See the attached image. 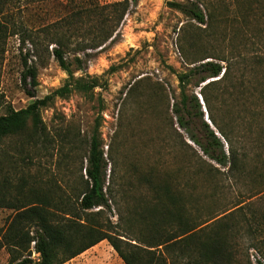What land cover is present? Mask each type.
Masks as SVG:
<instances>
[{
  "label": "rangeland",
  "instance_id": "1",
  "mask_svg": "<svg viewBox=\"0 0 264 264\" xmlns=\"http://www.w3.org/2000/svg\"><path fill=\"white\" fill-rule=\"evenodd\" d=\"M69 1L8 0L3 5L0 23L10 29L0 44V115L10 106L25 108L35 98L46 96L66 82L68 73L52 54L55 44L49 45L42 32L35 47L22 33L14 34L11 26L16 23L37 32L69 13ZM99 1L105 4L119 0ZM171 1L189 0H138L126 14L114 42H108L102 49L89 50L90 56L84 52L77 54L87 61L81 70L72 65L75 76L96 77L101 85L91 98L74 91L68 97L55 98L42 109L48 132L46 143L39 142L34 147L23 136L7 137L0 142V194L23 197L33 188L46 192L51 189L69 194L77 204L85 184L82 174L86 177L90 139L99 118L108 177L115 174L126 182L125 197L129 203L150 192L144 183L127 184L135 169L144 173L153 168L164 175L178 172L179 187L186 195L191 216L205 221L214 215L220 218L228 214L218 219L220 224L232 222L237 226L232 263L259 264L264 262V154L257 157L252 150L251 162L260 163V167L239 182L226 173L210 178L191 168L189 157L176 144V129L192 142L173 117L172 94H178L180 89L171 68L183 71L190 65L181 45L190 60L207 54L233 56L239 89L245 88L240 85L247 78L250 92L257 91L246 112L250 120L243 119L246 109L238 106L237 128L244 134L247 122L253 123V108L256 109L258 90L262 88L260 71L252 70L249 63L252 56L264 57V18L259 22L248 20L245 25L240 18L244 9L240 0H202L203 10L211 13V17L207 14L208 22L202 24L173 8ZM255 29L261 31L260 40L250 42L248 38L253 37ZM67 56L72 59L74 54ZM29 66L37 67V87H33L30 77L23 80ZM114 66L117 68L113 70ZM255 120L259 122L256 117ZM253 138L254 135L247 138L250 147ZM191 194L197 196V203L192 202ZM128 208L125 201L119 210L115 206L105 209L103 217L117 224L120 211L126 214ZM14 215L12 207L0 206V242ZM117 230L129 237L140 234L138 227L131 231ZM126 236L123 238L128 239ZM31 250L30 257L37 264L39 253L34 250V242ZM10 259L9 249L0 243V264H9ZM64 264L126 263L108 240H102Z\"/></svg>",
  "mask_w": 264,
  "mask_h": 264
},
{
  "label": "trees",
  "instance_id": "2",
  "mask_svg": "<svg viewBox=\"0 0 264 264\" xmlns=\"http://www.w3.org/2000/svg\"><path fill=\"white\" fill-rule=\"evenodd\" d=\"M7 1L0 0V13ZM201 1H171L169 4L204 24L211 13L203 10ZM137 2L119 0L102 4L99 0H70L67 5L69 13L37 32L12 24L13 33H22L35 47L43 32L48 44H55L52 54L68 73V78L62 86L42 98H35L25 108L10 106L5 114L0 115V142L7 137L23 136L34 147L39 146V142L46 143L48 132L42 118L43 108L50 106L55 98L68 97L74 91L93 97L95 88L101 84L96 77L75 76L72 65L81 70L87 61L77 54L84 52L90 56L89 50L102 49L108 42H114L126 14ZM239 3L244 8L240 18L244 19L245 25L248 20L259 22L264 18V0H240ZM9 29L0 23V44ZM254 31L253 37L248 38L250 42L255 38L260 40L261 31ZM180 47L190 65L183 71L171 68L177 75L180 89L178 94H172V112L176 123L192 143L176 129L177 146L189 157L191 168L210 178L217 173L231 175L236 182L249 178L260 167V163L251 162L252 150L257 157L264 154V57L257 54L250 58L251 69L260 71L262 88L258 90L256 109L253 108V123L247 122L243 134L237 128L238 106L246 109L243 119L250 120L246 112L257 91L252 89L250 92L247 78L240 85L245 88L239 89L234 73L235 58L207 54L190 60L184 46ZM68 53L74 54L72 59ZM28 77L33 87H37L36 66H29L24 71L23 80ZM196 88H199L197 93ZM28 93L35 97L30 90ZM100 126L101 121L97 118L87 155L86 177L82 174L85 184L78 194L77 204L71 201L69 194L51 189L46 192L33 188L23 197L17 194L9 198L0 194V206L15 210L0 242L10 251L9 264H33L30 257L33 242L34 250L39 253L37 264H64L102 240H108L126 264H233V238L237 226L232 222L220 224L218 219L228 214L220 218L214 215L205 221L191 216L186 195L179 187L178 172L164 175L153 168L144 173H137L135 169L127 184L144 183L150 192L129 203L125 197L126 182L115 174L108 177V160L102 148ZM251 135L254 138L250 147L247 138ZM83 168L84 165L81 172ZM190 197L192 202H198L195 194ZM125 201L129 208L126 214L120 211L117 224L103 217L105 209L111 210L115 206L119 210ZM95 208L100 209L96 211ZM134 227L139 228L137 237L126 236L125 232L121 234L117 230L131 231Z\"/></svg>",
  "mask_w": 264,
  "mask_h": 264
},
{
  "label": "water",
  "instance_id": "3",
  "mask_svg": "<svg viewBox=\"0 0 264 264\" xmlns=\"http://www.w3.org/2000/svg\"><path fill=\"white\" fill-rule=\"evenodd\" d=\"M207 121L210 123V120L209 119H207Z\"/></svg>",
  "mask_w": 264,
  "mask_h": 264
}]
</instances>
